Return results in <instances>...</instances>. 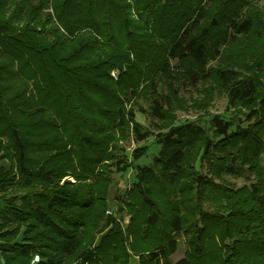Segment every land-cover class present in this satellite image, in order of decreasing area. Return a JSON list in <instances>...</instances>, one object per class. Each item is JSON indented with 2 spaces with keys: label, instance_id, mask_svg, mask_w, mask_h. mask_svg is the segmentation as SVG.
Wrapping results in <instances>:
<instances>
[{
  "label": "trees",
  "instance_id": "1",
  "mask_svg": "<svg viewBox=\"0 0 264 264\" xmlns=\"http://www.w3.org/2000/svg\"><path fill=\"white\" fill-rule=\"evenodd\" d=\"M203 1L0 0V162L10 163L0 164V190L15 191L0 210L10 236L1 264L35 255V264H264V13L250 0ZM170 60L190 62L183 85L215 78L250 122L232 130L214 115L212 136L192 123L171 127L159 155L138 166L123 229L105 219L113 167L130 166L118 142L131 123L138 141L150 132L111 71L131 77L125 98L145 77L158 98ZM245 169L250 184L228 180ZM178 237L186 252L173 261Z\"/></svg>",
  "mask_w": 264,
  "mask_h": 264
},
{
  "label": "rangeland",
  "instance_id": "2",
  "mask_svg": "<svg viewBox=\"0 0 264 264\" xmlns=\"http://www.w3.org/2000/svg\"><path fill=\"white\" fill-rule=\"evenodd\" d=\"M204 3H210L211 0H204ZM252 5H256L264 13V0H250ZM250 4V5H251ZM249 5V6H250ZM249 6L245 7L246 11ZM226 32V31H225ZM226 45L221 46V52ZM219 56L209 61L208 65L218 66L220 65ZM190 62L185 61L180 64L177 60H170V66L172 68L173 76H159V97H151L150 88L148 86V79L144 78L140 87L139 95L133 96L128 94L127 98L121 90L123 82H127V78L130 76H124L117 74L112 75L113 70H120L121 68H115L111 71V75L114 80L117 81V93L122 95L126 110L132 109L135 114V122L142 126V131H149V136L144 140L138 141L135 138L132 130V123L129 129V135L127 138L119 140V145L122 150L123 156L127 157V163L130 166L125 170H116L112 174V183L108 195V207L105 213V219L113 217L120 226L125 229L130 221V214L126 210L123 198L126 196L127 191L136 182V174L139 170V165H149L153 162L154 158L159 155L163 143H161L162 136L169 131L171 127L181 126L186 123H192L199 125L204 128L209 134L213 135V129L211 128V119L214 115H220L225 119L233 122L232 130L238 126H247L250 122L247 115L249 110L243 107H234L229 104V98L226 91H224L218 84L215 78L207 82H201L197 86H189L182 83L181 73L183 67L188 65ZM242 68L239 67V70ZM244 72V70H242ZM145 148L146 151L139 159H134V153L139 148ZM0 164L6 167L10 166L9 161L6 159L2 160ZM196 167L200 172H208L205 168V164H201L197 161ZM228 180L233 184L240 187L244 184H250L254 179L247 169L244 174L240 176L227 175ZM64 180L75 182L73 176H66ZM15 191L12 189L2 191L0 190V210L3 207V201L6 195L13 194ZM110 211L111 213H109ZM1 222V214H0ZM106 223V220L104 221ZM107 225L104 230L97 235L96 242L99 241L100 237L111 227ZM9 227L0 228V242H6L10 240V236L7 235ZM23 236L20 233L11 241L22 242ZM169 245L173 248L174 253L171 258L173 261H177L184 257L186 252L185 237H178L171 239ZM35 257V256H34ZM34 259V258H33ZM3 261L2 253L0 252V264ZM31 264H35L32 260ZM130 264H139V259L136 256H131Z\"/></svg>",
  "mask_w": 264,
  "mask_h": 264
},
{
  "label": "built area",
  "instance_id": "3",
  "mask_svg": "<svg viewBox=\"0 0 264 264\" xmlns=\"http://www.w3.org/2000/svg\"><path fill=\"white\" fill-rule=\"evenodd\" d=\"M117 74H119V70H113L112 71V75L114 76H117ZM109 213H111L110 211H108ZM40 260V257L39 255H35L34 259H33V262H38Z\"/></svg>",
  "mask_w": 264,
  "mask_h": 264
}]
</instances>
